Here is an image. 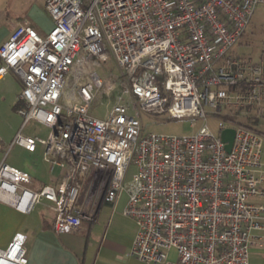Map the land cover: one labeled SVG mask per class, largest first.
Instances as JSON below:
<instances>
[{
	"label": "built area",
	"instance_id": "2783aa9c",
	"mask_svg": "<svg viewBox=\"0 0 264 264\" xmlns=\"http://www.w3.org/2000/svg\"><path fill=\"white\" fill-rule=\"evenodd\" d=\"M43 7L52 27L41 35L28 18L17 21L0 45V78L11 70L21 81V127L33 121L49 130L45 138L18 131L10 146L41 145L59 177L34 187L3 159L0 203L29 214L47 201L53 230L72 233L89 218L85 188L103 184L111 206L126 194L122 214L137 226L128 255L149 264H250V247L262 245L254 232L264 230V49L251 59L233 48L257 11L264 14V0H43ZM109 58L118 80L98 73ZM118 89L104 117H94L96 94ZM141 113L189 119L191 134L144 132ZM26 240L15 233L0 247V264H26Z\"/></svg>",
	"mask_w": 264,
	"mask_h": 264
},
{
	"label": "crops",
	"instance_id": "0c3cea01",
	"mask_svg": "<svg viewBox=\"0 0 264 264\" xmlns=\"http://www.w3.org/2000/svg\"><path fill=\"white\" fill-rule=\"evenodd\" d=\"M29 13L28 19L33 27L35 24L40 26L39 30L34 27L39 34L43 35L50 30L51 18L47 21L45 17H39L34 10ZM21 19L23 18L9 15L4 20L0 26V45L7 40L16 22ZM21 86L19 77L11 70L0 78V121L9 120L13 123L12 131L6 137L0 129V162L3 159L6 162L1 147L8 141V149L18 146L35 160L36 166L31 170L14 166L31 176L34 187L42 184L54 185L58 180L59 171L52 175L55 169L51 171L48 163L43 160L41 145L38 144L34 151H28L16 144L10 146L18 131L26 136H38L23 133L26 125L21 127L22 117L16 111L20 105L18 95ZM40 157L42 161H39ZM91 188L88 187L89 192L81 196L85 215L89 218L83 219L79 229L72 233L57 234L53 230L54 212L47 201L42 200L38 204L47 209L48 214L33 225L26 222L38 204L29 214H21L0 203V247H5L15 233L21 232L27 236L26 264H149L128 255L137 226L132 219L122 214L126 194L121 193L115 205L111 206L103 202L102 193L97 200L92 199ZM254 236L261 238L262 245L253 244L250 247L249 262L264 264V230L255 231ZM168 256L175 259L174 250L168 251Z\"/></svg>",
	"mask_w": 264,
	"mask_h": 264
},
{
	"label": "rangeland",
	"instance_id": "374dc122",
	"mask_svg": "<svg viewBox=\"0 0 264 264\" xmlns=\"http://www.w3.org/2000/svg\"><path fill=\"white\" fill-rule=\"evenodd\" d=\"M37 9V10H36ZM34 10L35 13L40 17H45V20H49L50 17L44 10L43 0H0V26L3 24L4 20L8 18L9 15H13L19 18H29L30 11ZM36 29H40V26L34 25ZM248 40V45L237 44L233 48L235 54L244 56L246 58L257 59L261 50L264 49V14L262 10H258L255 14L253 20L246 28L245 36L241 37L239 42ZM98 73L100 76L104 74H110L112 78L119 79V70L115 65L112 58L100 63L98 67ZM119 94V89L111 92L110 94H105L104 91H99L95 98L93 99L90 113L97 118H103L108 108L114 103L116 95ZM264 108V103L262 104ZM253 111H250V114ZM142 128L144 132L152 131L157 134L164 135H188L191 134V127L189 124V119H166L161 116H151L147 113H141L140 115ZM240 120L245 121L244 117L240 116ZM12 122L9 120L0 121V129L4 137L8 136L12 131ZM210 126L214 132H216V126L214 121H210ZM259 129L264 132V128ZM48 128L43 125L29 121L24 127L23 133L28 135H38L39 137L45 138L48 134ZM8 141H6L2 149V156H6V162L10 165L17 166L19 168H24L26 170H31L36 166L35 160L31 158L26 152H24L20 147L13 146L8 149ZM262 159H264V140L262 142ZM39 161H42L41 157ZM43 163V162H42ZM133 172V166L128 169L127 177ZM58 173L55 169L52 171V175ZM83 193H88V187ZM103 190V184H98L90 189L92 194V199H98ZM48 214L47 209H45L41 204L36 205L33 213L28 216L26 224L33 225L39 222L43 216Z\"/></svg>",
	"mask_w": 264,
	"mask_h": 264
},
{
	"label": "water",
	"instance_id": "95a60500",
	"mask_svg": "<svg viewBox=\"0 0 264 264\" xmlns=\"http://www.w3.org/2000/svg\"><path fill=\"white\" fill-rule=\"evenodd\" d=\"M222 140L226 143L225 148L226 150L230 149L232 140H233V130L232 129H226L221 134Z\"/></svg>",
	"mask_w": 264,
	"mask_h": 264
},
{
	"label": "trees",
	"instance_id": "16d2710c",
	"mask_svg": "<svg viewBox=\"0 0 264 264\" xmlns=\"http://www.w3.org/2000/svg\"><path fill=\"white\" fill-rule=\"evenodd\" d=\"M246 33V32H245ZM245 33L242 35L243 37L245 36ZM238 44H244V45H248V40L243 41V42H238ZM228 119L230 120H235L236 116L235 115H231V116H226ZM256 121H253V123H255ZM241 124L250 127V128H254L252 125V122H242Z\"/></svg>",
	"mask_w": 264,
	"mask_h": 264
}]
</instances>
